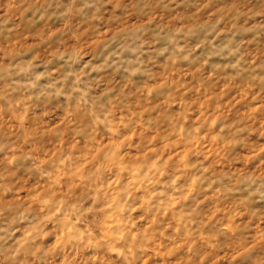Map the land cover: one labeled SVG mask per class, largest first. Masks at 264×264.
<instances>
[{
	"label": "rangeland",
	"instance_id": "obj_1",
	"mask_svg": "<svg viewBox=\"0 0 264 264\" xmlns=\"http://www.w3.org/2000/svg\"><path fill=\"white\" fill-rule=\"evenodd\" d=\"M0 264H264V0H0Z\"/></svg>",
	"mask_w": 264,
	"mask_h": 264
}]
</instances>
